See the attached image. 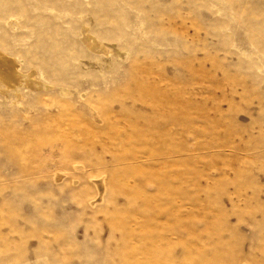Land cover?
<instances>
[{
  "label": "rangeland",
  "instance_id": "obj_1",
  "mask_svg": "<svg viewBox=\"0 0 264 264\" xmlns=\"http://www.w3.org/2000/svg\"><path fill=\"white\" fill-rule=\"evenodd\" d=\"M0 264H264V0H0Z\"/></svg>",
  "mask_w": 264,
  "mask_h": 264
},
{
  "label": "bare ground",
  "instance_id": "obj_2",
  "mask_svg": "<svg viewBox=\"0 0 264 264\" xmlns=\"http://www.w3.org/2000/svg\"><path fill=\"white\" fill-rule=\"evenodd\" d=\"M2 71H3V70H2ZM4 72H5V71H4ZM12 74H13V73H12ZM12 74H10L9 72H5V74L3 75V77L9 81L10 78H12ZM5 79H4V80H5Z\"/></svg>",
  "mask_w": 264,
  "mask_h": 264
}]
</instances>
